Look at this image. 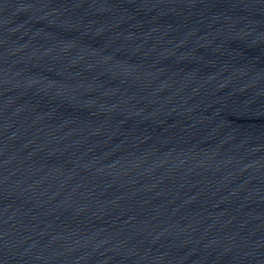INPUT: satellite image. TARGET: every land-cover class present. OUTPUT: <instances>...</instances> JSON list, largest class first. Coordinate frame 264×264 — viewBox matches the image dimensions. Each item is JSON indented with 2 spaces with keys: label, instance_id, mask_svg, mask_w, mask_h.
I'll return each mask as SVG.
<instances>
[{
  "label": "water",
  "instance_id": "1",
  "mask_svg": "<svg viewBox=\"0 0 264 264\" xmlns=\"http://www.w3.org/2000/svg\"><path fill=\"white\" fill-rule=\"evenodd\" d=\"M0 264H264V0H0Z\"/></svg>",
  "mask_w": 264,
  "mask_h": 264
}]
</instances>
